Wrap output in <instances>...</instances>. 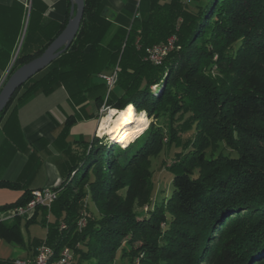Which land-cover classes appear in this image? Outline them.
<instances>
[{"label":"trees","instance_id":"1","mask_svg":"<svg viewBox=\"0 0 264 264\" xmlns=\"http://www.w3.org/2000/svg\"><path fill=\"white\" fill-rule=\"evenodd\" d=\"M33 16L32 6L9 75L41 54L69 13L61 24L47 22L44 42L25 52ZM110 27L102 0H84L67 50L16 89L0 120L27 95L62 85L76 104L88 93L97 108L133 104L166 125H145L125 138L132 141L146 128L125 148L106 142L115 151L105 148V137L84 142L51 207H36L25 222L42 210L46 236L35 252L45 242L55 258L69 247L73 264H114L118 255L122 264H264V0H151L129 29L118 27L103 42ZM172 35L175 47L161 64L145 60L146 48ZM117 63V82L106 97L97 76ZM164 147L173 154L171 192L150 209V158ZM30 198L25 190L9 208ZM84 198L97 216L78 228ZM144 205L145 213L137 210ZM21 219L0 222V237L23 245Z\"/></svg>","mask_w":264,"mask_h":264},{"label":"crops","instance_id":"2","mask_svg":"<svg viewBox=\"0 0 264 264\" xmlns=\"http://www.w3.org/2000/svg\"><path fill=\"white\" fill-rule=\"evenodd\" d=\"M146 1L142 7V0H102L111 21L108 36L118 27L129 29L134 19L146 14L151 0ZM32 6L33 20L21 48L25 52L35 50L44 42L46 33L42 28L47 22L61 24L66 20L70 1L0 0V84L21 47ZM109 71H102L97 77ZM101 107L106 105L97 108L88 93L85 101L76 104L61 85L48 93L37 90L27 95L18 101L10 117L3 116L0 120V183H12L15 187L0 185V222L10 224L16 219L14 207L9 206L19 202L25 190L57 187L66 179L75 156L82 154L84 142L96 137ZM33 213L22 217L20 224H25ZM35 216L27 225L40 222L42 210H37ZM21 235L23 245H17L18 249L16 244L0 237L1 261L34 258V246L39 240L25 238L22 231Z\"/></svg>","mask_w":264,"mask_h":264},{"label":"built area","instance_id":"3","mask_svg":"<svg viewBox=\"0 0 264 264\" xmlns=\"http://www.w3.org/2000/svg\"><path fill=\"white\" fill-rule=\"evenodd\" d=\"M191 0H183L184 3H187ZM176 37L173 35L167 38L164 42L159 44H155L151 47L146 48V56L145 60L150 61L155 65H159L162 63L164 57L174 49L175 47ZM15 58V57H14ZM13 58V60H14ZM13 62V61H12ZM11 62V64H12ZM11 65L8 69V72L4 76L0 87L6 80L8 73L10 71ZM119 66L118 63L114 66V68L109 73L100 74V78L104 80L106 85V97L114 87L117 82ZM105 97V98H106ZM108 107H101L100 111L105 112ZM98 138H101L102 135H95ZM113 143L122 145L121 142H116V140L112 139ZM58 190L56 187L50 188H35L31 190V198L24 204L18 205L13 208V214L19 217H26L32 215L35 208L45 207L49 209L57 198ZM86 217L82 214L77 222L78 228H82L86 223ZM61 227H64V224H61ZM73 264V251L69 247H64L58 255H56L51 246L47 245L45 242H42L37 248L33 259H15L14 264Z\"/></svg>","mask_w":264,"mask_h":264},{"label":"rangeland","instance_id":"4","mask_svg":"<svg viewBox=\"0 0 264 264\" xmlns=\"http://www.w3.org/2000/svg\"><path fill=\"white\" fill-rule=\"evenodd\" d=\"M145 4H147V1L146 0H142L141 6L143 7V6H145ZM109 34H110V32H108V34L105 36L103 42H105L108 39V37H109L108 35ZM108 71L109 70L107 69L104 72H108ZM152 91L158 93L159 92V89H158V87L153 86L152 87ZM108 109H109V107H108ZM134 111H135V113H139V112L136 111V109ZM105 113H106V111L105 112L104 111L103 112L100 111L99 121L102 118V116L105 115ZM145 117L147 118L146 121H145V123H143L141 126H139L136 129V131L139 130V129H141L145 125H147L146 126V128H147L151 122H154V123L156 122L158 125H162L163 128L166 125V121L164 120V118H159L158 120H156L153 117L146 116V114H145ZM178 123H180V122H178ZM106 132L107 131H104V133H102V136H101V139H103V137H105V139L107 140V141L106 140H101V141H103V143H105V145H106V142H108L110 144L113 143L112 142V139L113 138L111 136L107 135V134L105 135ZM141 133H139L138 135H140ZM127 137H129V136H127ZM126 139L124 141L121 140V141H123L122 142L123 144L120 145L121 148H125L129 144V142L131 143L134 140L133 139L132 141H126ZM114 140H116V139H114ZM116 141H118V140H116ZM163 141H164L163 143H165L166 138H163ZM110 144L109 145H106L105 148L107 150H110V151L111 150L112 151H115L116 148H117V145H113V144L110 145ZM172 156H173L172 152H170L168 148H165L164 147L162 151H160L157 154L151 156V158H150L151 159V170H153L154 181H155V190H154V193H153V196H152V199H151V204L149 206L150 209L152 208V205L158 203L160 200H162L163 198H165V195L168 196L170 194V192H171V175L169 174V179L170 180L168 181V171L170 169L169 168V165L171 164L172 159H173ZM145 209H146V205L142 206L141 209L139 208L137 210L138 211H144L143 213H145V211H147ZM96 213L97 212L95 210V207H94L93 203L88 198H84L82 200V208H81V214H80V216L82 214H84L86 218H89V217H91V215L97 216ZM53 220H54V218L51 215L50 218L48 219V222L53 221ZM20 227H21V231H22V233H23V235H24L25 238H28V236H29V238H31V239L36 238V240L44 241L45 236H46V226L43 225L41 222H39V221L38 222H34V223H31V224H29L27 226H25V224L22 222L20 224ZM14 246L17 249H18V247H20V246H17V245H14ZM119 259H120V256L118 255L117 258L115 259L114 264L115 263L116 264H122L121 261L119 262Z\"/></svg>","mask_w":264,"mask_h":264},{"label":"water","instance_id":"5","mask_svg":"<svg viewBox=\"0 0 264 264\" xmlns=\"http://www.w3.org/2000/svg\"><path fill=\"white\" fill-rule=\"evenodd\" d=\"M69 1V18L61 32L41 54L17 67L2 84L0 88V112L7 105L17 88L66 51L75 38L83 18L84 0ZM106 112H108V109H106Z\"/></svg>","mask_w":264,"mask_h":264},{"label":"bare ground","instance_id":"6","mask_svg":"<svg viewBox=\"0 0 264 264\" xmlns=\"http://www.w3.org/2000/svg\"><path fill=\"white\" fill-rule=\"evenodd\" d=\"M134 110L135 108L132 104L127 105L120 111L109 108L108 112L98 121V135H102L104 131H107L105 135L107 134L113 139L118 140L116 142L124 141L127 136L136 131L147 119L145 115L135 113Z\"/></svg>","mask_w":264,"mask_h":264}]
</instances>
